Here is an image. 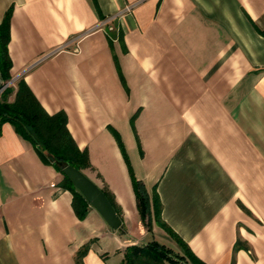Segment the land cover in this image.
I'll return each instance as SVG.
<instances>
[{"label": "crops", "instance_id": "1", "mask_svg": "<svg viewBox=\"0 0 264 264\" xmlns=\"http://www.w3.org/2000/svg\"><path fill=\"white\" fill-rule=\"evenodd\" d=\"M10 9L8 102L23 81L67 115L127 233L91 206L78 219L62 173L5 123L0 264H78L87 246L81 264H121L156 239L130 167L204 264H264V0H0V24Z\"/></svg>", "mask_w": 264, "mask_h": 264}, {"label": "trees", "instance_id": "2", "mask_svg": "<svg viewBox=\"0 0 264 264\" xmlns=\"http://www.w3.org/2000/svg\"><path fill=\"white\" fill-rule=\"evenodd\" d=\"M11 15L12 11L10 9L4 21L0 24V75L5 81L11 80L12 60L8 49L11 38ZM3 87L4 85H0V90ZM17 87L15 100L12 103L8 102L7 98L13 92V89L7 88L6 93H3L4 102H0V125L11 123L16 132L36 149L42 161L53 166L63 176V168L67 165H71L83 173L91 169L93 166L88 151L81 150L78 147L68 130L67 115L64 112L49 115L23 81H20ZM118 142L125 155L123 144L119 138ZM130 174L142 221L149 226L156 222L181 246L183 255L153 239L144 245L127 247L121 264H180L178 258L181 261L183 259L186 263L204 264L188 245L162 221V206L158 195L154 193L153 196H150L145 184L135 176L131 167ZM61 187L72 193L74 212L78 219L85 220L90 210V204L66 176H64ZM102 191L120 216L122 220L121 229L124 230L126 227L123 224L122 213L113 194L107 189H102ZM88 250L89 246L79 253L78 264L82 263V259Z\"/></svg>", "mask_w": 264, "mask_h": 264}, {"label": "water", "instance_id": "3", "mask_svg": "<svg viewBox=\"0 0 264 264\" xmlns=\"http://www.w3.org/2000/svg\"><path fill=\"white\" fill-rule=\"evenodd\" d=\"M63 174L77 191L82 194L90 206L102 216L112 230L117 231L121 229L122 220L101 188L82 171L71 165L63 168Z\"/></svg>", "mask_w": 264, "mask_h": 264}, {"label": "rangeland", "instance_id": "4", "mask_svg": "<svg viewBox=\"0 0 264 264\" xmlns=\"http://www.w3.org/2000/svg\"><path fill=\"white\" fill-rule=\"evenodd\" d=\"M12 88H14V87H11V89ZM7 90V87H3L0 91L2 92V94L5 92ZM6 93V92H5ZM0 102H4V100L2 101V100H0ZM129 172H130V169H129ZM130 177H131V174H130ZM152 195H154L153 193H152ZM141 221H142V219H141ZM142 225H141V227L144 229V231L145 232H148V233H150V234H152V232H153V237H155L159 242H161V243H169L168 242V240L170 239V237H171V235H169L168 233H166L160 226L159 227H155L154 228V231H153V225H154V222L149 226V225H147V223H144L143 221H142V223H141ZM126 227V226H125ZM142 228L141 229H139V231H138V234H139V236L141 235V233H142ZM120 232L121 233H127V228H125L124 230H120ZM143 238V237H142ZM148 242H146V244H147ZM133 246V245H132ZM111 248H109V249H113L114 248V246L113 245H111L110 246ZM180 255H181V253H179ZM188 260V259H187ZM178 262L180 263V264H191L190 262H187L186 263V261H184L183 259H182V261L180 260V258H178Z\"/></svg>", "mask_w": 264, "mask_h": 264}]
</instances>
